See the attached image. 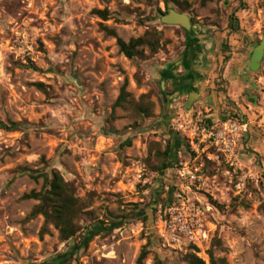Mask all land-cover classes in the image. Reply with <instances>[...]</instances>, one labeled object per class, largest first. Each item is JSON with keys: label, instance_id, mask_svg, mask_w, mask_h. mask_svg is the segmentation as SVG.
I'll return each mask as SVG.
<instances>
[{"label": "rangeland", "instance_id": "rangeland-1", "mask_svg": "<svg viewBox=\"0 0 264 264\" xmlns=\"http://www.w3.org/2000/svg\"><path fill=\"white\" fill-rule=\"evenodd\" d=\"M179 1L185 12L164 0H0V264H136L144 248V264H188V254L209 264V252L229 264H264V172L245 150L248 119L223 98L222 80L226 60L251 55L262 40L264 0ZM170 9L190 17L203 50L199 97L171 106L161 71L182 56L188 38L160 22V11ZM95 11H108V19ZM152 30L166 44L153 55L145 49L144 60L127 59L110 34L128 42ZM125 85L127 101L114 108ZM11 123L19 126H1ZM224 123L240 127L231 157L202 142L204 128ZM169 142L172 167L160 174ZM53 172L87 206L69 242L33 215L37 201L24 198ZM171 208L201 230L197 240L173 221ZM118 221L58 262L85 229Z\"/></svg>", "mask_w": 264, "mask_h": 264}, {"label": "trees", "instance_id": "trees-1", "mask_svg": "<svg viewBox=\"0 0 264 264\" xmlns=\"http://www.w3.org/2000/svg\"><path fill=\"white\" fill-rule=\"evenodd\" d=\"M165 6L174 4L178 6L181 12H185V6L179 0H164ZM99 17L103 20H107L109 15L108 11H95ZM161 15L167 14V12ZM230 29L233 32L239 30L238 18L234 15L231 16V26ZM112 36L116 38L117 46L121 54H123L129 60H144L146 58L145 49L148 50L150 54H157L161 47L166 43H162L163 36L157 30H152L146 32L143 36L135 39H131L125 42L117 34L112 31L110 32ZM38 88H42L41 84L36 85ZM129 94L126 91V85L122 87L120 95L114 105V108H121L127 101ZM140 114H147L148 110L141 106L136 109ZM2 128L7 130H15L19 125L16 123H11L10 126L1 125ZM130 143L128 142V145ZM172 144L168 143L164 153L163 159L158 172L162 174L164 171L172 167V161L168 159L172 153ZM34 180H37L38 176H31ZM43 178V186L39 192H31L26 195L25 199L35 200L38 205L34 208L33 215L42 216L45 220L46 225H52L56 231L59 233L60 240L62 242H69L79 236L81 232V227L79 220L84 214L87 206L77 197L73 187L64 180L63 176L58 172H53L50 175H41ZM123 224V221L112 222L110 225H104L100 223L98 226H92L85 229L84 234L81 236L80 244L74 246L69 252L61 254L58 256V262L69 261L76 252L86 247L91 240L100 235L103 232H109L117 229ZM148 250L143 249L140 253L136 264H144L145 259L148 256ZM209 264H229L225 259H216L213 252L208 253ZM185 261L188 264H205V262L200 259L196 254H188L185 257Z\"/></svg>", "mask_w": 264, "mask_h": 264}, {"label": "crops", "instance_id": "crops-1", "mask_svg": "<svg viewBox=\"0 0 264 264\" xmlns=\"http://www.w3.org/2000/svg\"><path fill=\"white\" fill-rule=\"evenodd\" d=\"M263 11L258 14L261 17ZM263 26H264V21ZM222 80L226 85L227 93L223 98H229L239 112L248 119V141L245 150L257 156L262 171L264 172V59L262 68L258 73H252L250 67V51L242 54H232L226 60ZM215 96V95H214ZM221 99L214 97V108L218 107Z\"/></svg>", "mask_w": 264, "mask_h": 264}, {"label": "water", "instance_id": "water-1", "mask_svg": "<svg viewBox=\"0 0 264 264\" xmlns=\"http://www.w3.org/2000/svg\"><path fill=\"white\" fill-rule=\"evenodd\" d=\"M160 22L166 26H177L187 33L188 43L182 56L175 62L170 63L161 71L160 86L166 103L171 106L174 100L182 96H188L191 101L199 97V91L196 89V83L202 79L199 71L200 56L203 53L200 41L195 37L197 27L192 24L188 15L179 13L175 9L160 17ZM264 59V36L259 44L254 47L250 55V71L258 73L262 68ZM183 70L182 75L177 74L178 68ZM170 81L174 92L169 94L165 92V84Z\"/></svg>", "mask_w": 264, "mask_h": 264}, {"label": "built area", "instance_id": "built-area-1", "mask_svg": "<svg viewBox=\"0 0 264 264\" xmlns=\"http://www.w3.org/2000/svg\"><path fill=\"white\" fill-rule=\"evenodd\" d=\"M241 127L245 128V125ZM240 127L238 125H232L230 123H224L222 128L214 130L203 129L202 142L208 140L213 141L214 148L218 154H223L227 157H231L235 154V149L239 140ZM193 145V142H191ZM215 159H218V155H214ZM168 213L171 215L173 221L178 223L183 233L194 242L201 234L200 229H195L192 225H189L186 221L182 220L180 214L176 215L175 209H169Z\"/></svg>", "mask_w": 264, "mask_h": 264}]
</instances>
